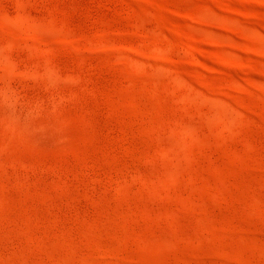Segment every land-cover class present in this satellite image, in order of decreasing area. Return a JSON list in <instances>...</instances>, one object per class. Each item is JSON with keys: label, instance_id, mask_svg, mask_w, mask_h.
<instances>
[{"label": "rangeland", "instance_id": "rangeland-1", "mask_svg": "<svg viewBox=\"0 0 264 264\" xmlns=\"http://www.w3.org/2000/svg\"><path fill=\"white\" fill-rule=\"evenodd\" d=\"M18 11L69 39L10 46L0 21V264H264V0Z\"/></svg>", "mask_w": 264, "mask_h": 264}, {"label": "bare ground", "instance_id": "bare-ground-1", "mask_svg": "<svg viewBox=\"0 0 264 264\" xmlns=\"http://www.w3.org/2000/svg\"><path fill=\"white\" fill-rule=\"evenodd\" d=\"M17 7L18 8H20V9H22L21 7H22V4L20 3V2H18L17 3ZM201 16V15H200ZM198 16L197 17V20L198 21H200V22H204V21H206L205 19L207 18H205V16ZM210 18H213V17H210ZM209 18V19H210ZM215 19V20H214ZM210 20H214V21H216V18H213V19H210ZM0 21L5 25V28H7V33L9 34V36H10V40H9V44H10V46H12V44L14 43V41L16 40V38L18 37L17 35H20V36H22L23 37V39L28 43V42H35L34 44L37 46V45H46V39H45V36H44V33H45V31H49V32H52L53 33V35L52 36H54L55 34L57 35V36H59L60 37V40L59 41H62L63 40V42H68V39H69V37H68V32H66V31H64L62 28H58L57 26H60V25H55V24H53V22H51V23H46V22H44L43 23V21L41 22L40 20H38V19H34V18H32L31 16H28V15H26V14H24V13H22V11H18L17 12V14L16 15H14V16H10L9 14H1V16H0ZM11 24H15V26L18 28V32L16 31V29L14 30V29H11V28H13L14 27V25H13V27L11 26ZM239 27V26H238ZM67 30V29H66ZM67 31H69V30H67ZM49 32H48V34H49ZM259 31L257 30V33H258ZM253 33H256V31H254ZM256 33V34H257ZM259 34L261 35L259 38H261V39H264V35L263 34H261L260 32H259ZM255 35V34H254ZM17 36V37H16ZM258 36V35H257ZM55 37V36H54ZM102 41V40H101ZM264 41V40H263ZM105 42V41H104ZM104 42H102V44H101V46L103 45V43ZM86 44H87V46H92V47H94L93 45H94V43H93V41H91L90 39H86V42H85ZM99 44H100V40H99ZM97 46V45H96ZM100 46V45H99ZM189 47L190 48H192V45L191 44H189ZM1 49V48H0ZM1 51H3V50H0V54L1 53H3V52H1ZM165 50H162L161 49V54L164 52ZM166 53V52H165ZM4 54V53H3ZM164 54V53H163ZM6 57V56H5ZM6 61V60H5ZM7 63V62H6ZM11 63V62H10ZM138 66L137 67H142V65L141 66H139L140 64H137ZM144 66V65H143ZM8 67V66H7ZM11 69V68H10ZM46 70H47V72H46V75H47V77H48V80L49 81H51V82H53V78H57V72H58V70L57 71H55L53 68H52V66H51V68L49 67V68H46ZM45 70V71H46ZM40 74V73H39ZM60 75V73L58 74V76ZM45 77V76H44ZM60 78V77H59ZM176 77H174V79H175ZM171 79V78H170ZM176 79H179V78H176ZM175 79V80H176ZM171 81H173V83H174V80H172L171 79ZM176 82H178L177 80H176ZM181 82H183V81H181ZM183 84V83H182ZM176 85V84H175ZM178 85H180V83L178 84ZM181 86V85H180ZM200 96V95H199ZM204 96V95H203ZM190 101V100H189ZM195 101V103L197 104V100H193V102ZM200 101H203V104H205L206 102H207V100L205 99V100H200ZM210 101V102H209ZM207 103H208V105H206V106H208L209 108H210V110H209V112H208V114L209 115H205V116H202V120H209L210 119V115L211 116H216V117H219L220 118V120L222 119V120H228V114L229 113H227V110H230V109H234V110H236L235 108H234V106L229 102V101H227V100H218V99H216V100H209ZM192 103V102H191ZM200 103V102H199ZM200 104H202V103H200ZM199 104V105H200ZM236 106V105H235ZM236 108H237V106H236ZM230 112V111H229ZM232 113H233V111H231ZM241 112V111H240ZM240 112H238V113H240ZM232 115V114H231ZM241 115V114H240ZM230 118H232V117H230ZM229 118V119H230ZM238 117H236V119H237ZM240 118V117H239ZM239 120V119H238ZM240 121V120H239ZM211 122V121H210ZM227 123H230L229 121L227 122ZM231 123H234V122H231ZM231 128V127H230ZM171 133L173 134V136H175V139H176V137H179V136H181L182 138H185L186 139V141L185 142H188L186 145H185V147L187 148V150H188V147H189V145L191 144V137H193V136H195L196 134H197V132H196V130H195V128L194 127H192L191 126V123H190V125H189V123L188 124H186V123H178L175 127H173V129H172V131H171ZM199 135V134H198ZM181 138V139H182ZM196 138H197V135H196ZM179 143V142H178ZM184 147V148H185ZM172 149V150H171ZM176 150H177V145H175L173 148H168V147H166V146H164L163 144L161 145V152L164 154V155H167L168 153H171V151H173V152H176ZM181 151V150H180ZM178 155V154H177ZM169 156V155H168ZM187 158H188V156H187ZM171 176H173V175H171ZM140 179H142V178H140ZM144 181V180H143Z\"/></svg>", "mask_w": 264, "mask_h": 264}]
</instances>
